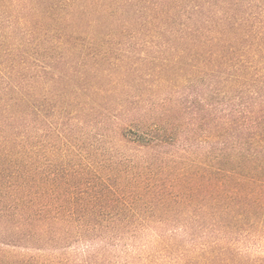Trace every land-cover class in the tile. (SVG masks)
Listing matches in <instances>:
<instances>
[{"label":"trees","instance_id":"obj_1","mask_svg":"<svg viewBox=\"0 0 264 264\" xmlns=\"http://www.w3.org/2000/svg\"><path fill=\"white\" fill-rule=\"evenodd\" d=\"M234 3L0 0V264H67L51 249L75 240L115 242L144 231L156 237L167 264H264V254L244 261L234 248L246 236L264 244V11L249 13L247 5L234 16ZM132 5H139L140 15L127 20ZM80 15L85 26L76 19ZM125 34L128 45H152L157 52L132 63L131 49L119 52L127 42L117 38ZM54 49L68 56L98 51L82 55L95 60L81 64L82 78L91 71L117 86L121 76L141 78V65L155 64L148 68L154 74L184 70L185 80H216L213 92L234 89L248 97L239 96L242 110L215 115L185 136L187 125L173 110L140 118L105 114L119 146L133 155L90 150L82 164L44 173L37 146L21 130L27 99L21 86L26 77L36 82L52 69L45 52ZM165 51L171 55L164 57ZM101 62L109 66L98 70ZM195 138L200 143L192 148ZM154 218L175 223L146 221Z\"/></svg>","mask_w":264,"mask_h":264},{"label":"rangeland","instance_id":"obj_2","mask_svg":"<svg viewBox=\"0 0 264 264\" xmlns=\"http://www.w3.org/2000/svg\"><path fill=\"white\" fill-rule=\"evenodd\" d=\"M234 5V16L241 15L243 7L247 5L249 13L264 11V0H236ZM126 10V14H131V18L129 16L127 20L137 19L140 15L139 5H132ZM76 19L81 26H85L81 15ZM78 22L76 24H79ZM0 32L5 33L3 30ZM142 35L137 36L142 38ZM117 40L127 42L128 35L120 36ZM128 43L120 45L122 51L119 52L124 53V49H131L128 55L131 54L129 57L132 63L141 64L145 55L152 56L157 52L152 45L145 46L139 43L132 47ZM86 52L96 54L98 51L83 49L74 51V54L68 56L59 50H47L45 55L50 57L48 62L52 69H49L47 74L41 75L36 82L26 77L22 83L21 89L27 94V99L22 109L25 115L23 119H19V122L24 123L21 130L25 133L27 142L37 146L38 166L44 173L48 169L58 172L68 164L80 165L84 162V158L89 157L90 150L106 152L110 148L114 158L133 155V151L119 146L116 134L112 131L110 121L105 114L112 116L123 112L130 113L132 118H140L161 110H173L171 112L176 119L187 125V131L183 134L185 136L191 131L193 133L202 130L213 121L215 115H223L229 110H242L245 107V99L239 96L248 97L247 91L241 93L232 89L226 93L213 92L210 87L212 82L215 84L216 80L213 78L209 80L195 75L194 78L185 80L187 75L184 70L176 71L174 75L154 74V71L148 68L155 67V64L141 65L143 67L141 78L134 72L126 77L121 76V82L117 86L111 78L102 77L91 71H87L82 78L78 73L81 64L87 66L95 64V60H82L81 57ZM114 54L116 51L112 52V55ZM169 55L170 52L165 51L164 57ZM107 66H109L107 62H101L97 68L103 70ZM58 71L61 75H58ZM68 74L69 76H65ZM32 87L35 91L31 90ZM31 92H34L33 96H30ZM30 110H40V112L36 116H27ZM184 138H180V141L182 142ZM189 143L192 148H196L200 141L195 138ZM91 158L98 160L99 156L93 155ZM146 221L175 223L160 218ZM180 239H183L184 244L189 242L186 235ZM234 248L242 254L244 261L249 257L264 254L263 242L253 236L240 237L234 242ZM18 250L29 253L28 255L36 251L22 248ZM51 250L57 258L66 259L67 264H90L93 258H98L99 264H145L146 257L152 260L151 264L169 262L164 252L157 251L156 237L149 231L115 242L102 239L92 242L75 240L66 247Z\"/></svg>","mask_w":264,"mask_h":264}]
</instances>
